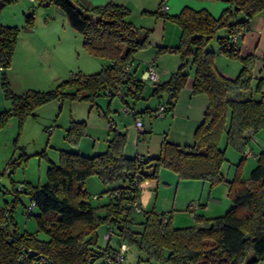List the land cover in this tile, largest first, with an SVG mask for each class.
Segmentation results:
<instances>
[{
  "label": "trees",
  "instance_id": "trees-1",
  "mask_svg": "<svg viewBox=\"0 0 264 264\" xmlns=\"http://www.w3.org/2000/svg\"><path fill=\"white\" fill-rule=\"evenodd\" d=\"M2 1L5 4L12 0ZM38 1L59 7L69 25L82 34L84 49L106 58L107 63L93 73H74L49 90L28 89L15 93L3 76V95L11 101V106L0 112V129L13 116L21 127L27 117L34 115L37 106L63 98L95 102L96 97L105 95L109 101L118 97L126 110L122 111L133 115L155 113L159 116L156 111L160 106L164 115L169 114L189 76L188 65L193 75L192 92L204 93L207 104L192 143L180 145L165 139L157 156L127 157L123 151L126 133L114 128L111 121L104 151L83 155L61 149L57 162L47 166L44 183L27 182L19 188V192L24 190L30 198L25 215L34 218L35 232L20 231L15 223L12 213L19 201L18 190L14 185L13 189L3 190L0 264H105L120 240L136 249L143 261L154 264H259L264 261V147L256 153V164L248 179L240 176L238 167L234 176L226 179L221 172L225 150L219 146L224 137L225 145L240 151L241 159H245L244 150L251 136L264 127V78L252 84L254 56L242 55L239 48L249 20L264 12V0H223L227 6L218 17L190 7L172 15L161 12L180 27L178 44L168 49L179 52L180 64L167 80L151 83V95L159 101L157 108L144 107L139 111H133L134 104L143 98V88L150 82L141 79L140 73L134 75L132 60L134 52L149 45V31L140 35V29L126 19L128 8L112 1L91 7L80 0ZM25 20L31 26L32 14ZM17 32L16 26L0 25V64L5 68L11 65ZM214 36L219 53L240 60L234 79L216 67V51L208 48ZM234 36L240 37L233 41ZM126 64L130 68L122 79ZM246 92H250L248 96ZM84 127L85 121H72L66 139L78 144ZM139 134L145 136L143 127ZM166 168L181 179L195 178L211 185L225 182L231 206L224 213L209 217L195 213L188 207L191 202L187 203L185 209L193 211L195 223L181 227L171 223L169 212L155 211L149 206L142 209L138 200L140 183L158 182L159 171ZM94 175L102 184L99 193H91L84 187L85 180ZM7 192L12 193L11 198L4 196ZM33 208L37 212L32 215ZM139 214L141 220L137 219ZM100 227H104L101 235ZM108 229L115 236L105 239Z\"/></svg>",
  "mask_w": 264,
  "mask_h": 264
},
{
  "label": "rangeland",
  "instance_id": "rangeland-1",
  "mask_svg": "<svg viewBox=\"0 0 264 264\" xmlns=\"http://www.w3.org/2000/svg\"><path fill=\"white\" fill-rule=\"evenodd\" d=\"M50 6L52 3L48 4V1L41 4L38 0H12L0 8V25L18 28L15 47L10 57L11 65L5 68L0 64V112L11 106V101L3 95L1 86L3 76L15 93H22L28 89L49 90L74 73H92L98 71L107 62L106 58L89 54L84 49L82 34L69 25L65 15L62 18L63 22L59 18L54 20L55 15ZM29 14L33 17L31 26H28L25 20ZM208 48L219 53L216 36L210 40ZM225 59H229L228 61L235 63L236 66H241L237 58L225 56ZM143 89V98L136 102L139 106H144L143 100L150 98L147 83ZM128 100L131 101L130 98ZM122 107L123 103L118 97L109 101L108 96L105 95L96 97L95 102L86 99H54L37 106L33 111L34 115L27 117L21 127L13 116L5 127L0 129V194L3 190L12 188L13 185L18 190L16 193L19 201L12 214L20 231L35 232L36 230L34 218L25 215L30 198L24 190L19 192L21 184L25 186L27 182L34 185L44 183L47 166L57 162L61 149L78 152L77 145L84 139V144L87 142L86 146H88V142L92 141L91 135H97L100 140L104 139L101 135L104 129L105 133L106 130L108 131L109 122L114 121L115 118L119 120L123 116L121 115ZM82 120L85 121L84 134L78 144H73L66 139L67 128L72 121ZM254 133V140L249 141L246 150L258 153L264 147V127ZM219 146L225 150L226 160L221 166V172L225 178L233 177L238 167L240 176L248 179L252 167L256 164V158L252 156L241 159L242 153L228 144L225 145L224 137ZM73 148L75 150H70ZM83 149L81 148V151H85ZM79 153L82 154V152ZM5 168H8L10 174ZM160 171L163 173V180H159V186L165 187L163 194L167 196L175 191L180 200L177 208L169 210L171 223L175 226L181 227L195 223L193 211L184 207L186 203L198 200L207 202L209 208L204 209L198 206L195 208V213H202L209 217L224 213L232 204L230 196L227 195L228 185L223 181L211 185L200 179L178 178L168 168ZM170 179L172 185L163 184V182L171 183ZM97 186L102 184L95 175L84 182V187L91 193L101 191L95 190ZM4 196L11 198L12 193L7 192ZM36 212L37 209L33 208L32 215ZM137 219L141 220L142 215H137ZM103 231L104 227H100L99 235ZM39 236L45 235L39 233ZM113 241H115L114 238ZM122 262L123 264H154V262L143 261L140 253L131 247L125 252ZM259 264H264V261Z\"/></svg>",
  "mask_w": 264,
  "mask_h": 264
},
{
  "label": "crops",
  "instance_id": "crops-1",
  "mask_svg": "<svg viewBox=\"0 0 264 264\" xmlns=\"http://www.w3.org/2000/svg\"><path fill=\"white\" fill-rule=\"evenodd\" d=\"M124 5L128 8L126 19L135 27L140 29V35L149 31V45L138 49L134 52L132 60V71L134 75H138L149 63L153 64L158 76V82L167 80L170 74L179 66L180 54L177 51H169L179 42L180 27L176 22L167 18L159 10L160 0H80L86 7L106 4L108 2ZM167 9L164 11L168 15L176 14L184 7H190L194 10L203 9L211 13L214 17L221 14V10L227 6L223 0H166ZM51 11L54 13V20L57 18L63 19L64 12L56 5L52 4ZM237 17H241L238 15ZM246 30L243 32V37L240 39V53L242 55H253L254 65L252 68L254 85L257 79L264 78V12H259L254 15L248 22ZM225 54H215V64L220 73L234 79L239 70V66L235 63H230L229 59H225ZM233 62V61H232ZM235 62V61H234ZM107 63V62H106ZM104 63V64H106ZM233 64V65H232ZM235 64V65H234ZM104 65H102L103 67ZM100 67V68H102ZM236 67L238 69H236ZM188 77L184 88L179 92L171 113L163 117L156 116L155 113L133 115L132 112H122L121 119H116L112 122V126L121 132L126 133L127 143L124 147V153L127 157L143 155L146 157L157 156L160 152L161 143L166 139L175 144L189 145L192 143L194 130L199 125L204 109L207 104L206 95L204 93L192 92V69L187 66ZM96 72V71H94ZM93 73V72H92ZM148 100H143L144 106H139L135 103L133 111H139L144 107L157 108L159 101L151 95V83H147ZM250 92L245 94L248 96ZM117 98V97H116ZM119 99V98H118ZM119 109V108H118ZM107 110H109L107 108ZM117 110V109H115ZM122 110V109H121ZM120 111V110H119ZM118 113V112H117ZM109 118V115L107 113ZM140 119L141 126L145 132V136L139 134L135 120ZM110 133L103 131L104 139H98L97 135L92 136L91 142L84 144V139L77 145L78 152L82 154L92 155L97 152L104 151L106 147V140ZM90 138V137H89ZM256 139V138H255ZM252 140V139H251ZM90 141V140H89ZM84 145V146H83ZM85 148L81 151V148ZM75 150V148L70 149ZM80 150V151H79ZM159 180H163V173L160 171ZM173 178V177H172ZM158 182L152 180H143L140 183L139 202L142 209L147 206L153 207L155 211L169 212L170 209L177 208L180 204L177 193L174 191L167 196L164 193V188L159 186ZM171 180V179H170ZM164 185H172L170 182H163ZM169 188V187H168ZM177 188V187H176ZM102 186H97L95 190H101ZM94 191V190H93ZM197 204V207L209 208L207 202L192 201ZM191 202V203H192ZM190 203V202H189ZM187 203L184 204L186 207ZM171 216V214H170Z\"/></svg>",
  "mask_w": 264,
  "mask_h": 264
},
{
  "label": "built area",
  "instance_id": "built-area-1",
  "mask_svg": "<svg viewBox=\"0 0 264 264\" xmlns=\"http://www.w3.org/2000/svg\"><path fill=\"white\" fill-rule=\"evenodd\" d=\"M160 6H159V10L161 12H164L166 9H167V2L166 0H160ZM240 36H234L232 38L233 41H237L239 39ZM130 68V65L129 64H126L125 68L123 69L122 73H121V78L124 79L126 74H127V71L129 70ZM140 77L141 79L143 80H146L150 83H156L158 81V76H157V73L155 71V68L153 66V64L149 63V65H147L141 72H140ZM121 93V92H120ZM120 95V94H119ZM122 95V93H121ZM120 95V96H121ZM124 111L125 110V107L122 108ZM156 113H158L159 116L163 117L164 116V113H163V108L162 106H160ZM135 126H137L138 128V131H140L142 129V126H141V121L140 119H136L135 120ZM253 135L251 136V139H253ZM257 154L256 153H253V152H250L249 150H244V156L245 157H255ZM135 207L138 208V204L135 202ZM32 205V204H31ZM140 206V205H139ZM196 203L192 202L188 207L195 211V208H196ZM164 220H166V215L164 216ZM114 237V233H113V230L112 229H108V231L104 234V238L105 239H109L108 237ZM129 250V246L127 243H125L124 241L120 240L118 241L116 244H115V252L112 254V257H109L107 258V261L104 262L105 264H123L122 260L124 258V254L126 251ZM91 264H99L98 262H94V263H91ZM158 264H166V263H158Z\"/></svg>",
  "mask_w": 264,
  "mask_h": 264
},
{
  "label": "water",
  "instance_id": "water-1",
  "mask_svg": "<svg viewBox=\"0 0 264 264\" xmlns=\"http://www.w3.org/2000/svg\"><path fill=\"white\" fill-rule=\"evenodd\" d=\"M3 5H4V2H3L2 0H0V8H2V7H3ZM0 11H1V9H0ZM93 18H96V16H95V15H93Z\"/></svg>",
  "mask_w": 264,
  "mask_h": 264
}]
</instances>
